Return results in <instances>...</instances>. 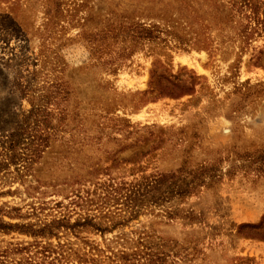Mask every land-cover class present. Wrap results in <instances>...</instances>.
<instances>
[{"label": "rangeland", "instance_id": "rangeland-1", "mask_svg": "<svg viewBox=\"0 0 264 264\" xmlns=\"http://www.w3.org/2000/svg\"><path fill=\"white\" fill-rule=\"evenodd\" d=\"M30 100L0 264H264V0H0V136ZM171 173L201 186L129 218L121 189Z\"/></svg>", "mask_w": 264, "mask_h": 264}, {"label": "trees", "instance_id": "trees-1", "mask_svg": "<svg viewBox=\"0 0 264 264\" xmlns=\"http://www.w3.org/2000/svg\"><path fill=\"white\" fill-rule=\"evenodd\" d=\"M251 10L253 14H257L255 6L251 7ZM19 86L23 97L29 94L30 90L27 85L23 86L20 83ZM29 102L31 111L28 112V115L13 131L0 136V174L10 173L9 169L13 167L16 176L23 177L31 170L32 165L39 160L47 147L48 137H45L43 133L45 127L43 128L37 120L43 110H40L39 104H34L32 100ZM200 186L193 187L180 174L171 173L142 178L138 183L121 190L123 191L122 197L126 203L129 218L133 219L139 215L140 209H143L149 203L158 204L176 197H190L195 194L197 187ZM86 224L85 220L83 222L78 221L72 227L78 228ZM5 228L7 230H22V226L4 224L0 220V230ZM66 228H71V226L68 227L67 225ZM27 233L36 237L43 236L45 231H27ZM48 235H52L50 230ZM36 246L38 247V245Z\"/></svg>", "mask_w": 264, "mask_h": 264}]
</instances>
